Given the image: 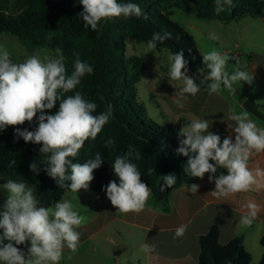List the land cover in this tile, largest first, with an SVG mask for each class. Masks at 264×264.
Here are the masks:
<instances>
[{
  "label": "clouds",
  "instance_id": "9594fccd",
  "mask_svg": "<svg viewBox=\"0 0 264 264\" xmlns=\"http://www.w3.org/2000/svg\"><path fill=\"white\" fill-rule=\"evenodd\" d=\"M83 11L79 14L84 26L98 30L102 20L109 18L140 17L142 10L135 3H122L119 0H79ZM232 0H216L215 12L220 14L225 5ZM172 34L154 33L147 47L155 49L157 43L171 39ZM210 39H218L215 34ZM203 65L208 69L207 75L197 85L193 78L187 75L188 61L183 50L169 54V78L173 81L183 80L180 97L176 106L184 108V94L195 96L201 86L205 85L209 94L218 93L224 89L235 91L233 84L243 81L251 84L253 76L237 69L229 74L226 63L229 57L213 49L204 54ZM93 67L77 58L74 70L68 73L62 49L57 47L55 55H46L41 59L30 55L23 62H13L11 53L0 46V130L7 126L23 125L25 121L32 122L38 116V127L35 131L27 128H16L15 135L26 143L40 144V154H50L45 170L55 179L61 188L64 181L70 183L72 192L81 189L88 190L93 181V171L104 162L99 153L95 158L84 163H73L69 157H76L78 151L89 138L95 139L102 128L112 118V107L98 115L97 105L86 100L80 92L64 97L65 93L73 91L81 83V78L92 74ZM59 101V108L54 114H47ZM235 125L229 127L235 133V141L231 137L223 139L209 130V121L195 120L187 130L185 127L179 133L186 137L180 140L177 153L187 157V174L203 178L205 173L215 174L218 168L226 169L227 174L215 178V190L211 195L217 198H227L239 192H248L264 188V169H250L248 161L254 153L264 152V128H260L249 119V112L232 114L228 118ZM113 141H106L111 145ZM127 153L118 156L112 165L119 183L112 180L103 189L111 204L121 213H140L145 209L151 196L148 184L141 181V173L137 165L132 163ZM137 158H139L137 156ZM214 161L215 164L210 163ZM38 162L30 165L31 171L38 172ZM70 170V174L69 173ZM152 169H149L151 174ZM163 183L160 190L165 191L176 183L175 175L160 176ZM213 180V176H209ZM187 191L195 195L199 185H186ZM0 189L6 192L3 211L0 212V264H59L65 247L73 253L77 251L80 242V232L77 231L83 223V217L74 210L70 201H57L53 207H44L34 195L33 188L24 182L8 180ZM247 211L240 218V224L251 227L261 211V206L248 202L244 206ZM187 225H181L174 232V239L183 237ZM7 241V243H5ZM30 242L27 253L17 245ZM145 253H154L156 246L145 243L142 246Z\"/></svg>",
  "mask_w": 264,
  "mask_h": 264
},
{
  "label": "trees",
  "instance_id": "16d2710c",
  "mask_svg": "<svg viewBox=\"0 0 264 264\" xmlns=\"http://www.w3.org/2000/svg\"><path fill=\"white\" fill-rule=\"evenodd\" d=\"M176 1L186 13H195L203 19L221 22H238L245 17H262L264 0H232L220 14L215 12L216 0H119L122 3H135L140 6V17L123 18L124 34L138 43L148 44L154 33L170 32L172 38L157 43L156 50L176 53L183 50L188 61L187 68L206 76L208 69L203 65L194 40L171 19L168 4ZM160 3V4H159ZM159 4L157 7L156 5ZM83 6L79 0H0V34L15 36L19 43L30 49H49L55 52L62 49L68 73L74 70V62L79 59L90 64L94 71L81 78L76 89L64 97L80 92L83 97L96 103L93 115L112 107V118L93 140L89 138L78 151L76 157H69L73 163H84L94 159L99 153L104 162L93 171V181L88 191L104 192L110 181L116 180L112 165L118 156L131 153L128 159L137 165L141 181L148 184L156 202L164 204L169 193L181 186L187 174V157L179 155L182 136L181 128L171 125L159 126L147 115L139 101L136 86L145 72L144 65L135 57H126L117 32V25L111 20H102L98 30L84 26L80 17ZM59 101L47 114H54ZM38 116L23 125L7 126L0 130V185L8 180L24 182L33 188L34 195L44 207H54L61 201L70 181H64L61 188L46 170L48 155L40 154V144L25 142L15 135L16 128L35 131ZM111 139L113 143L107 145ZM137 156L139 158H137ZM37 161L39 171H31L30 165ZM210 163L215 164L214 161ZM149 169H152L151 174ZM219 171L226 174L223 168ZM70 174V170L69 173ZM175 175L176 183L161 191L163 181L160 176ZM83 190V189H81ZM6 243V241H5ZM199 256L197 264H249L251 255L245 250L241 238H235L225 245L219 243V230L212 226L199 237ZM263 250L258 264H264V236L260 240ZM27 253L28 242L17 245Z\"/></svg>",
  "mask_w": 264,
  "mask_h": 264
},
{
  "label": "crops",
  "instance_id": "0c3cea01",
  "mask_svg": "<svg viewBox=\"0 0 264 264\" xmlns=\"http://www.w3.org/2000/svg\"><path fill=\"white\" fill-rule=\"evenodd\" d=\"M232 22L223 23L229 26ZM237 23L239 27L234 30L239 39V70L253 76L252 83L239 81L237 86H233L234 92L222 87L220 92L213 94H209L206 86L202 85L195 96L187 94V100L182 101L183 109L171 102V115L161 109L164 121L156 122L154 117H149L153 122L162 127L171 125L187 130L193 121L206 119L209 130L221 137L222 144L226 137L235 141V133L229 127V123L234 126L235 122L228 118L245 111L242 107L245 99L252 98L259 113L264 115V45L258 46V30L260 24H264V10L262 17H245ZM197 78L198 85H201L204 77ZM155 86L161 89L158 84ZM161 91L167 99L164 89ZM249 119L264 128V119L250 113ZM248 165L250 169H264V152L254 153ZM221 174L225 173L217 169L215 174L205 173L202 179L189 176L169 193L164 204L156 202L151 192L145 209L140 213L119 212L104 192L84 189L78 193L66 192L61 201H70L74 210L83 217V223L77 229L81 234L77 251L73 253L65 247L59 264H197L199 237L212 226L219 230L221 245L241 238L243 247L251 254V261L258 264L263 253L258 245L264 236V188L256 190L254 187L248 192L217 198L211 192L215 190V178ZM210 175L213 176L212 181L209 180ZM192 184L199 185L195 195L186 188ZM5 200L6 192L0 189V212ZM250 201L260 205L261 211L251 227H244L240 218L246 213L244 206ZM181 225H187V230L183 237L174 239V232ZM2 231L0 229V234ZM145 243L154 244L156 251H142ZM28 244L30 247V242Z\"/></svg>",
  "mask_w": 264,
  "mask_h": 264
},
{
  "label": "rangeland",
  "instance_id": "374dc122",
  "mask_svg": "<svg viewBox=\"0 0 264 264\" xmlns=\"http://www.w3.org/2000/svg\"><path fill=\"white\" fill-rule=\"evenodd\" d=\"M167 11L172 15L171 19L188 32L197 45L201 56L215 49L229 57L226 63V71L229 74L239 69V39L234 30L239 27V23L232 22L229 26H226V24L217 20L199 18L195 13L184 12L179 8L176 1H171L168 4ZM111 20L117 25V32L121 36L125 56L129 58L135 57L144 65L145 72L136 86L139 101L143 103L142 105L148 117H154L156 122L164 121L160 114L161 109L166 110L171 115L173 109L171 102L175 104L184 85L183 80L173 81L169 78L170 61L168 57L170 52L168 50L149 49L146 44L134 41L124 34V23L121 18H111ZM212 34H215L218 39H210ZM258 38V46L263 47L264 24H260ZM0 46L11 53L13 62H23L30 55H37L41 59L46 55H55V52L49 49L26 48L19 43L15 36L8 33L0 34ZM187 75L193 78L198 85L199 79L197 77L200 75L197 71L192 72L187 68ZM156 84L161 89L158 90L155 86ZM238 84L239 81L234 83L233 86ZM162 89L168 96V100L161 95ZM151 91H154V93ZM184 95L186 99L183 101H186L187 94ZM151 96L153 99H150ZM258 246L260 247V245ZM249 264H257V262L254 260Z\"/></svg>",
  "mask_w": 264,
  "mask_h": 264
},
{
  "label": "water",
  "instance_id": "95a60500",
  "mask_svg": "<svg viewBox=\"0 0 264 264\" xmlns=\"http://www.w3.org/2000/svg\"><path fill=\"white\" fill-rule=\"evenodd\" d=\"M244 110L248 111L253 116L257 117L258 119H264V115L260 114L257 106L255 105L252 98L248 97L242 104Z\"/></svg>",
  "mask_w": 264,
  "mask_h": 264
}]
</instances>
